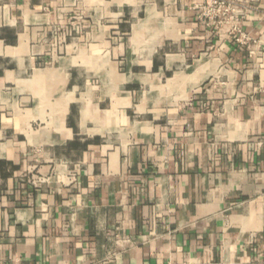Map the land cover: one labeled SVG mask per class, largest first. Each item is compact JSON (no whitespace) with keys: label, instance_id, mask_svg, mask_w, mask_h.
Wrapping results in <instances>:
<instances>
[{"label":"crops","instance_id":"0c3cea01","mask_svg":"<svg viewBox=\"0 0 264 264\" xmlns=\"http://www.w3.org/2000/svg\"><path fill=\"white\" fill-rule=\"evenodd\" d=\"M206 1L0 0V264H264V0Z\"/></svg>","mask_w":264,"mask_h":264},{"label":"built area","instance_id":"2783aa9c","mask_svg":"<svg viewBox=\"0 0 264 264\" xmlns=\"http://www.w3.org/2000/svg\"><path fill=\"white\" fill-rule=\"evenodd\" d=\"M199 20L205 21L206 25L213 27L217 32L234 37L238 43L251 41L248 34L242 31L241 23L244 18V10L235 0H207L199 6ZM264 49V48H263ZM253 51H250V55ZM162 264H219L216 262H166Z\"/></svg>","mask_w":264,"mask_h":264},{"label":"bare ground","instance_id":"6f19581e","mask_svg":"<svg viewBox=\"0 0 264 264\" xmlns=\"http://www.w3.org/2000/svg\"><path fill=\"white\" fill-rule=\"evenodd\" d=\"M151 12V11H150ZM148 16V15H147ZM156 47V46H155ZM151 49V48H150ZM150 53V52H149Z\"/></svg>","mask_w":264,"mask_h":264}]
</instances>
